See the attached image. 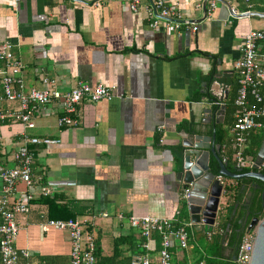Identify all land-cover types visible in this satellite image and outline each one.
<instances>
[{"label":"crops","instance_id":"1","mask_svg":"<svg viewBox=\"0 0 264 264\" xmlns=\"http://www.w3.org/2000/svg\"><path fill=\"white\" fill-rule=\"evenodd\" d=\"M151 1L139 0L133 13L130 0H0V45L10 43L21 61L25 92L41 89L38 79L44 72L61 93L83 82L102 84L115 94L110 101H82L72 116L76 126H58L59 102L35 114L33 129L0 124V160L14 165L12 156L23 136L58 141L28 146L35 180L31 191L49 190L47 199L57 205L89 203L91 214L76 219L85 222L102 255H110L114 242L124 237L129 244L121 249L141 253L142 239L126 218L150 216L187 224V249H172V264L208 261L226 200L222 193L211 233L191 222L178 178L182 144L191 136L212 135L218 144V126L229 138L237 95L235 63L243 36L251 30L264 32V0H252L249 9L238 0H163L189 21L179 29L165 20L152 27L146 12ZM231 9L248 13L232 17ZM263 47L264 42L260 50ZM213 82L217 90L226 88L220 102L225 107L222 124L215 125L206 114L212 107L208 97L216 90ZM260 130L263 134L264 128L250 135L245 152ZM226 152L232 159L229 148ZM208 166L219 172L212 156ZM257 188L262 185H246L245 199ZM41 198L32 201L26 214L15 217L14 248L28 253L18 264H45V259L70 264L67 232L43 225L62 219L50 218L58 213ZM159 247L153 237L147 253L153 264Z\"/></svg>","mask_w":264,"mask_h":264},{"label":"built area","instance_id":"2","mask_svg":"<svg viewBox=\"0 0 264 264\" xmlns=\"http://www.w3.org/2000/svg\"><path fill=\"white\" fill-rule=\"evenodd\" d=\"M29 1V0H27ZM248 9L252 0H238ZM139 0H130L129 10L137 12ZM214 3H211V10ZM147 15L152 19L151 26L157 27L160 20L169 21L175 29L181 25H190L183 20L179 12L166 6L163 0H153L146 8ZM232 17L245 13L230 11ZM210 17V16H209ZM192 31H195L193 28ZM264 32L251 30L243 38L239 50V58L235 63L237 78V95L234 100V123L229 129L230 136L220 148L222 163L227 162V150L231 151L232 161L237 170L252 168L253 161L245 156V150L250 133L264 128ZM23 65L15 57L12 45L8 42L0 45V124L20 123L26 129L34 128V116L47 105L59 102L62 105L59 127H72L77 120L72 116L77 113V107L82 101L98 103L115 98L113 89L102 84L92 85L79 82L68 91L61 93L57 84L46 73L39 75L38 83L41 89L31 88L24 91L21 77ZM218 86V83H217ZM216 86V90H217ZM211 91L216 104L220 105L225 96L226 88L220 86L217 91ZM43 144L46 146L58 144L51 139L28 138L23 136L21 146L13 153V166L5 165L0 160V264H18L19 257H28L27 251H17L14 242L18 234L15 221L16 215L26 214L36 197H48L49 190L41 189L37 194L31 191L35 185L33 179V154L29 145ZM1 146V137H0ZM223 186V178L218 177ZM22 186L23 189H19ZM223 193V189H222ZM186 192L183 197H185ZM178 214V212L176 213ZM119 220L123 217L119 216ZM129 227L135 230L142 239L139 244L141 253L131 255L130 264H153L150 256V241L157 237L160 247L157 251V264H172V249L185 251L188 245L187 224L174 219L155 218L150 216H130L126 218ZM44 229L49 227L67 232L70 240V264H95V238L87 232L85 222L78 219L47 220ZM255 242V232H245L235 257V264H250ZM188 264H206L200 260Z\"/></svg>","mask_w":264,"mask_h":264},{"label":"water","instance_id":"3","mask_svg":"<svg viewBox=\"0 0 264 264\" xmlns=\"http://www.w3.org/2000/svg\"><path fill=\"white\" fill-rule=\"evenodd\" d=\"M205 18V17H204ZM216 87L217 83L213 82ZM212 107L206 110L210 121L215 124H222L224 105H217L216 98L212 93L208 97ZM190 142L182 144L184 150L181 151L182 165L181 172L178 173L179 180H182L186 195L184 200L188 207L190 220L193 224H203L204 230L212 232L217 218L218 206L222 194L223 186L218 177L239 180L253 179L264 183V173L261 167L264 166V130L261 144L257 155L253 161L252 171L246 174L230 172L220 158L221 145L214 143V135L210 138L191 136ZM209 156L216 161L219 172L215 175L208 166ZM241 171V170H238ZM263 201V215L259 220L253 219L248 225L246 232H255V242L250 264H264V191L261 194ZM222 211V208L220 209Z\"/></svg>","mask_w":264,"mask_h":264},{"label":"trees","instance_id":"4","mask_svg":"<svg viewBox=\"0 0 264 264\" xmlns=\"http://www.w3.org/2000/svg\"><path fill=\"white\" fill-rule=\"evenodd\" d=\"M217 129V141L222 145L228 139L226 138L225 131H222L221 126H218ZM255 131H252L250 135ZM261 132L262 130L257 132L255 135V141L253 140L249 146L250 150L245 152V156L251 161H254L261 144ZM225 165L232 173L246 174L252 171V168H243L241 171H238L234 167L231 157L228 156ZM262 172L264 173V170H262ZM214 174L217 175L218 171ZM223 181V195L226 200L223 209L224 215L222 221L218 224V236L216 234L214 237L216 241V245L213 247L214 252L211 255V259L205 261L206 264H235V257L248 225L255 218L260 220L263 215V201L261 199V194L264 191L263 183L247 178L232 180L235 183L227 178H224ZM230 181L231 183H228ZM255 182L262 185V188L251 190L250 198L248 200L245 199L246 193H244V189H246V185ZM40 202L47 204L49 209H55L57 211L58 215L49 216L52 219H62L63 221H66L91 214V208L87 202L76 203L75 205L71 203L57 205L54 201L47 199V197H42ZM128 242L129 241L126 237L119 238L114 242L111 254L104 256L102 255L98 242L95 239V264H130L131 254H127L126 251L121 249V246H125ZM44 263L52 264V261L45 259Z\"/></svg>","mask_w":264,"mask_h":264}]
</instances>
